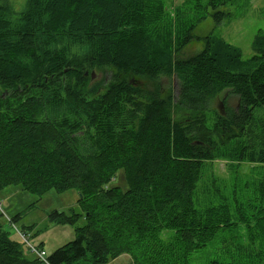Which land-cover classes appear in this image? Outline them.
I'll return each instance as SVG.
<instances>
[{
    "label": "trees",
    "instance_id": "16d2710c",
    "mask_svg": "<svg viewBox=\"0 0 264 264\" xmlns=\"http://www.w3.org/2000/svg\"><path fill=\"white\" fill-rule=\"evenodd\" d=\"M3 1L0 190L74 189L79 212L50 217L85 224L47 254L7 216L22 242L0 228V264H264V32L247 58L211 31L182 54L202 20L248 0H182L172 15L168 0ZM172 75L176 93L160 82ZM223 92L235 104L221 113ZM207 246L212 259L188 261Z\"/></svg>",
    "mask_w": 264,
    "mask_h": 264
},
{
    "label": "rangeland",
    "instance_id": "374dc122",
    "mask_svg": "<svg viewBox=\"0 0 264 264\" xmlns=\"http://www.w3.org/2000/svg\"><path fill=\"white\" fill-rule=\"evenodd\" d=\"M26 0H4L9 2L13 8L19 10L25 4ZM182 0H168L166 2V11L172 15L176 4ZM231 12L230 19L222 20L218 24L214 23L211 17H206L202 20L193 31L194 38L188 43L183 50V55L192 54L198 51L203 43L195 39L203 38L208 32L220 35L226 41L241 48L243 58H247L252 54L250 45L256 32H264V0H248V3L231 5L227 7ZM95 72V79L97 81L104 77V81H108L110 73L108 71H100L92 69ZM90 70V72L92 71ZM106 72V73H104ZM130 80H133L131 78ZM164 86L173 87V93H176V78L162 77L160 80ZM226 93L218 95L213 107L218 109V103L223 104V112L225 107L235 104L234 97H227ZM226 98L225 102H223ZM212 173L226 180L228 171L226 170L225 161L216 160L212 166ZM117 174L116 182H118L119 175ZM114 181V182H115ZM120 182V180H119ZM124 183V182H123ZM125 187L126 184L124 183ZM123 187V188H125ZM77 192L74 189H68L63 192H56L51 189L41 196L24 191L18 185H10L0 190V205L3 208V213H0V228L9 231L10 237L22 242L20 237L13 230L7 216L9 218L17 217L14 224L17 227H30V237L36 244L42 243V247L46 253H50L55 248L71 241L75 234V227L85 224V219L77 217L73 223H60L51 219V213L55 211L63 212L66 215H71L73 212H79V205L76 202ZM18 215V216H17ZM241 228V227H240ZM242 229V228H241ZM24 248L25 245L23 244ZM28 255V253H26ZM215 256L214 250L211 246H207L196 251H193L188 256L190 263H205ZM29 257H32L29 254ZM33 258V257H32ZM109 264H131L127 254L122 253L119 256L109 261Z\"/></svg>",
    "mask_w": 264,
    "mask_h": 264
},
{
    "label": "water",
    "instance_id": "95a60500",
    "mask_svg": "<svg viewBox=\"0 0 264 264\" xmlns=\"http://www.w3.org/2000/svg\"><path fill=\"white\" fill-rule=\"evenodd\" d=\"M94 79H95V72H94V70H92L90 72V81H93ZM218 109L221 111V113H223V104L221 101L218 103Z\"/></svg>",
    "mask_w": 264,
    "mask_h": 264
},
{
    "label": "flooded vegetation",
    "instance_id": "af4514ba",
    "mask_svg": "<svg viewBox=\"0 0 264 264\" xmlns=\"http://www.w3.org/2000/svg\"><path fill=\"white\" fill-rule=\"evenodd\" d=\"M227 94V92H225Z\"/></svg>",
    "mask_w": 264,
    "mask_h": 264
},
{
    "label": "bare ground",
    "instance_id": "6f19581e",
    "mask_svg": "<svg viewBox=\"0 0 264 264\" xmlns=\"http://www.w3.org/2000/svg\"><path fill=\"white\" fill-rule=\"evenodd\" d=\"M32 252V251H31Z\"/></svg>",
    "mask_w": 264,
    "mask_h": 264
}]
</instances>
